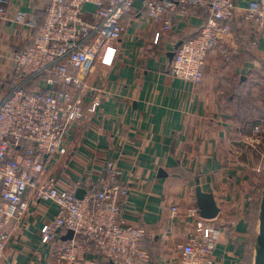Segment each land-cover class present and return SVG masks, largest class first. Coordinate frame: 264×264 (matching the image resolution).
<instances>
[{
  "label": "crops",
  "instance_id": "1",
  "mask_svg": "<svg viewBox=\"0 0 264 264\" xmlns=\"http://www.w3.org/2000/svg\"><path fill=\"white\" fill-rule=\"evenodd\" d=\"M5 1L0 97L18 82L12 53L27 48L34 35L13 21L15 15L24 12L41 25L47 6V0ZM252 1L235 0L233 32L208 56L199 85L175 78L172 64L177 46L197 33L204 15L169 14L173 26L165 30L163 23L150 22L137 3L124 20L122 39L100 51L87 79L86 106L98 96V111L71 128L66 155L48 164L60 190L86 193L102 176L109 178L106 164L115 163L120 182L130 189L123 223L151 234L144 248L153 264L179 263L196 223L187 213L199 209V186L220 210L216 219L206 220L221 229L215 264L255 263L264 160L245 138L264 119V37L244 19ZM55 213L49 205L34 204L25 231L0 264H57L39 236Z\"/></svg>",
  "mask_w": 264,
  "mask_h": 264
},
{
  "label": "built area",
  "instance_id": "2",
  "mask_svg": "<svg viewBox=\"0 0 264 264\" xmlns=\"http://www.w3.org/2000/svg\"><path fill=\"white\" fill-rule=\"evenodd\" d=\"M137 3L150 22L163 23L165 30L173 26L169 14L189 19L202 13L207 18L174 53L172 75L194 85L204 79L208 56L232 34L239 10L235 0H47L41 25L24 12L15 15L13 21L34 35L27 48L12 53L18 82L0 97V262L25 231L31 207L46 204L56 213L41 225L39 236L57 264H153L144 248L151 234L123 223L130 189L120 182L122 172L115 163L106 164L109 178L90 185L82 199L76 188L60 190L48 168L50 161L66 155L71 128L98 111V96L86 106L91 93L87 79L100 51L122 39L124 20ZM6 5L0 0V17L6 18ZM244 12L245 21L264 37V0L252 1ZM245 143L264 159V119ZM177 211L172 208L173 215ZM187 215L196 223L178 264H215L221 229L197 208ZM69 232L73 236L66 239Z\"/></svg>",
  "mask_w": 264,
  "mask_h": 264
},
{
  "label": "water",
  "instance_id": "3",
  "mask_svg": "<svg viewBox=\"0 0 264 264\" xmlns=\"http://www.w3.org/2000/svg\"><path fill=\"white\" fill-rule=\"evenodd\" d=\"M182 45L180 43L177 48ZM85 195V191H78V198L82 199ZM196 198L198 202L199 212L203 219L205 220H213L216 219L219 215V208L216 204V201L212 194L204 193L201 187H197L196 190ZM73 236V232H69L66 239H71ZM254 264H264V193L261 199L260 206V223H259V231L257 235L256 242V257Z\"/></svg>",
  "mask_w": 264,
  "mask_h": 264
},
{
  "label": "trees",
  "instance_id": "4",
  "mask_svg": "<svg viewBox=\"0 0 264 264\" xmlns=\"http://www.w3.org/2000/svg\"><path fill=\"white\" fill-rule=\"evenodd\" d=\"M206 19H207V18H204V21H203V22H206Z\"/></svg>",
  "mask_w": 264,
  "mask_h": 264
},
{
  "label": "rangeland",
  "instance_id": "5",
  "mask_svg": "<svg viewBox=\"0 0 264 264\" xmlns=\"http://www.w3.org/2000/svg\"><path fill=\"white\" fill-rule=\"evenodd\" d=\"M263 159V158H262ZM264 160V159H263Z\"/></svg>",
  "mask_w": 264,
  "mask_h": 264
}]
</instances>
